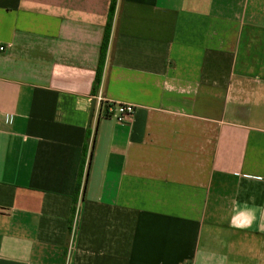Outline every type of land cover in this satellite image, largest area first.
Wrapping results in <instances>:
<instances>
[{"label": "crops", "instance_id": "0c3cea01", "mask_svg": "<svg viewBox=\"0 0 264 264\" xmlns=\"http://www.w3.org/2000/svg\"><path fill=\"white\" fill-rule=\"evenodd\" d=\"M0 48V264H264V0H0Z\"/></svg>", "mask_w": 264, "mask_h": 264}, {"label": "built area", "instance_id": "2783aa9c", "mask_svg": "<svg viewBox=\"0 0 264 264\" xmlns=\"http://www.w3.org/2000/svg\"><path fill=\"white\" fill-rule=\"evenodd\" d=\"M3 49L0 48V50ZM96 99L101 112L107 106L109 113L112 114V117L115 118L118 125L128 124L136 112V107L132 104H107L101 96H98Z\"/></svg>", "mask_w": 264, "mask_h": 264}, {"label": "trees", "instance_id": "16d2710c", "mask_svg": "<svg viewBox=\"0 0 264 264\" xmlns=\"http://www.w3.org/2000/svg\"><path fill=\"white\" fill-rule=\"evenodd\" d=\"M113 18H114V8L111 9L110 14H109V20L107 23V29H106V35H105V41L103 44V49H102V55H101V61L99 65V69L97 72V79H96V84L97 86L101 82L102 74H103V69H104V64H105V59H106V54H107V48L110 40V34H111V29H112V24H113ZM86 152H85V157L87 156L88 150H89V144L87 143L86 146ZM75 212V208L73 210ZM73 212V213H74Z\"/></svg>", "mask_w": 264, "mask_h": 264}]
</instances>
